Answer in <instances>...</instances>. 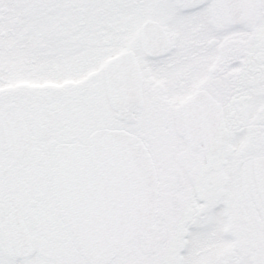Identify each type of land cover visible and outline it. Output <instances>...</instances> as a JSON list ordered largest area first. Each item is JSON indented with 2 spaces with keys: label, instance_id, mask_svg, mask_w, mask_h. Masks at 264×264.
I'll list each match as a JSON object with an SVG mask.
<instances>
[{
  "label": "snow or ice",
  "instance_id": "6c2138e0",
  "mask_svg": "<svg viewBox=\"0 0 264 264\" xmlns=\"http://www.w3.org/2000/svg\"><path fill=\"white\" fill-rule=\"evenodd\" d=\"M0 264H264V0H0Z\"/></svg>",
  "mask_w": 264,
  "mask_h": 264
}]
</instances>
